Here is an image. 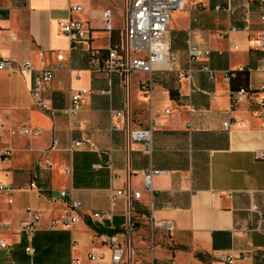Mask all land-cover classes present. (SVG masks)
<instances>
[{"label":"crops","instance_id":"0c3cea01","mask_svg":"<svg viewBox=\"0 0 264 264\" xmlns=\"http://www.w3.org/2000/svg\"><path fill=\"white\" fill-rule=\"evenodd\" d=\"M122 2L0 0V59L30 61L36 70L54 73L42 96L49 109L42 110L28 79L0 71V186L13 189L0 192L6 227L0 240L11 247L0 248V264H90L91 253L109 256L108 237L123 240L129 221L143 262L228 264L223 255L233 257L232 264H264V160L256 158L264 153L261 3L188 0L171 15L170 67L134 73L126 82L95 65L119 41ZM72 6L82 11L71 12ZM65 19L90 31L75 48L59 34ZM190 44L210 54L192 62ZM205 66L215 72L213 79ZM189 70L191 78L183 77ZM240 89L248 94L233 99ZM77 93H83L82 104L71 119L62 111ZM23 126L29 134L18 132ZM148 127L154 130L150 154L129 137L130 130ZM4 150L11 155L4 157ZM152 170L163 174L147 186L145 174ZM61 191L81 203L71 229L51 227L68 210ZM118 192L140 196L119 195L112 202ZM95 213L112 216L95 220ZM37 214L30 236L22 229ZM164 222L172 232L160 227Z\"/></svg>","mask_w":264,"mask_h":264},{"label":"built area","instance_id":"2783aa9c","mask_svg":"<svg viewBox=\"0 0 264 264\" xmlns=\"http://www.w3.org/2000/svg\"><path fill=\"white\" fill-rule=\"evenodd\" d=\"M188 0H123L122 7L124 12V25L119 31V41L116 44L110 46L107 50L104 59L97 57L95 59V65L98 71H105L106 73L119 74L124 81H128L132 74L143 72L153 73L155 70L168 69L171 63L174 61V57L170 51L169 44V27L171 22V15L174 11L183 10ZM261 3V21L264 24V0H253ZM71 12L82 11L81 6H72ZM105 27L108 32H113L112 16L111 12L106 11L103 15ZM59 34L68 37L72 42V48L82 41L88 39L90 31L85 25L77 20L65 19L58 23ZM259 49L264 52V33L257 39ZM237 49V46H234ZM210 54V51L204 50L196 45L190 44L188 47V55L192 62L206 58ZM43 57V53H40ZM64 56L58 55V61H63ZM264 65V60H263ZM203 70L209 74L213 79L215 72L208 66H205ZM0 71L7 72L10 75H20L30 81L31 93L36 105L42 110H48V105L43 100V93L51 84L54 73L52 70H36L30 61L23 63H16L9 59H0ZM185 78H191V71H187L182 75ZM230 77L228 76V79ZM264 90V86L262 88ZM248 94V90L240 89L239 91L232 92L233 99H238L240 96ZM83 93H77L72 96V104L70 107L62 111L63 114L74 119L82 104ZM118 117L126 116L125 112H114ZM264 116V113H263ZM225 130L230 129V123L224 124ZM18 132L20 134H29L28 127H21ZM153 128L148 127L142 130H130L129 137L132 141L143 142L146 146V153L150 154L153 150ZM33 134L37 135L38 132L34 131ZM57 142L54 141L53 146H56ZM76 147L81 146V143H76ZM92 150H94L92 148ZM4 157L11 155L8 150L2 151ZM256 158L258 160H264V153L257 152ZM49 164V163H48ZM161 171H150L145 174L146 185L149 186L151 179L154 175H161ZM31 188H35V185H31ZM11 187L0 186V192H12ZM124 195L128 199H136L140 195L135 192H118L113 195L112 202L115 197ZM60 198L67 204V213L62 217L60 221L53 220L51 223L52 228L61 227L63 229H71L80 219L78 211L81 208V203L75 200L71 191H61L59 193ZM218 195L213 194L212 197L216 198ZM112 213H95L93 218L95 220H104L110 218ZM39 214L35 215L31 223L23 227V231L30 236L36 231V223L40 220ZM161 228L167 232L173 231V226L170 223H161ZM0 228L6 227L0 223ZM107 244L110 249L109 256L104 254L91 253L88 256L90 264H155L154 259L149 262H143L140 260L137 252L133 246V228L131 221L124 231V238L121 240L118 235H110L107 239ZM0 248L6 252L11 251V247L5 240H0ZM28 254H33L35 251L32 248H27ZM243 259H247L244 255ZM220 259L228 264L234 262L233 257L220 256ZM70 264H81L79 261L74 260Z\"/></svg>","mask_w":264,"mask_h":264}]
</instances>
